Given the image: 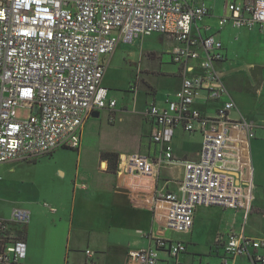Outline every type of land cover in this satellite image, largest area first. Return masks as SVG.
Returning a JSON list of instances; mask_svg holds the SVG:
<instances>
[{
  "label": "built area",
  "instance_id": "built-area-1",
  "mask_svg": "<svg viewBox=\"0 0 264 264\" xmlns=\"http://www.w3.org/2000/svg\"><path fill=\"white\" fill-rule=\"evenodd\" d=\"M228 9L230 14L220 19L222 26L264 31V0H238ZM208 13L206 5L190 6L185 0H0V164L35 160L58 148L79 150L82 129L92 114L117 106L103 86L106 57L121 41L161 32L178 42L171 56L180 66L182 85L167 107L153 103L147 110L155 122L151 138L161 144L160 155H123L118 173L136 174L155 184L161 169L176 162L175 129L200 131L198 158L181 161L184 174L178 190L156 188V207L166 204V227L190 232L198 206L241 209L248 216L254 183L247 150L259 127L243 116H231L236 107L232 99L224 100L214 115L196 107L201 89L210 100L229 94L216 69L225 58L223 43L214 35L192 34L196 21ZM199 47L205 57L194 65ZM18 107L29 108V117L18 119ZM30 219L25 208L0 218V264H23L27 245L13 227H25ZM263 243L264 238L231 233L227 254L217 264H229L242 255L264 264L263 255L250 252ZM164 249L178 256L187 245L157 238L155 246L131 254L128 264H159ZM85 252L88 264H94V251Z\"/></svg>",
  "mask_w": 264,
  "mask_h": 264
},
{
  "label": "crops",
  "instance_id": "crops-1",
  "mask_svg": "<svg viewBox=\"0 0 264 264\" xmlns=\"http://www.w3.org/2000/svg\"><path fill=\"white\" fill-rule=\"evenodd\" d=\"M238 0H185L187 5H206L209 13L196 21L192 34L195 37L214 35L223 43L222 52L225 58L216 64V69L229 94L222 100H210L206 89H201L196 107L205 115H214L222 106L224 100L232 99L236 107L231 112L233 118L243 116L256 124L259 128L257 136L248 146V156L253 168L254 199L252 210L248 216L241 209L225 208L222 206H198L194 214V226L190 232L178 233L165 225V203L155 200L158 187L168 190H178L179 182L184 174L183 160H195L202 145L200 131L188 132L183 127L175 129L173 140L176 162L161 169L158 181L152 183L136 174L118 173L120 159L129 152L105 151L97 152V163L94 162L98 177L92 178L80 168L77 173L68 171L62 166L63 173L70 181L68 193L65 196L62 188L51 185L55 182L51 173L47 185L43 183V176L28 167L38 166L45 158L54 160L67 153H76L78 157L84 154V130L93 115L86 121L82 129V143L79 150L58 148L51 154L35 160L15 159L0 164V218H9L15 208H25L31 213L30 222L24 229V240L27 245V255L23 264H88L90 260L85 250L94 251V264L122 260L128 264L130 255L149 246H155L157 238L165 240H181L187 245V250L178 256H172L168 249L160 251L159 264H217L227 254L226 242L231 233H244L247 237L264 238V31L260 28H235L232 25L220 24L223 16H228L229 3ZM136 37L132 41H121L116 50L106 57V71L103 78H107L108 65L121 57L120 47L126 50L120 53L123 65L132 68L136 66L140 74L149 80H143L148 88L146 107L143 120L148 131L145 151L140 152L149 156L161 153V144L151 138V131L155 124L149 117L147 110L153 103L159 107H167L168 100L175 97L181 88L182 75L180 66L174 63L171 51L166 53L170 59L163 62V54H157L153 48L141 45L150 60L160 59L158 68H143L137 65V59L143 54L136 50L139 42L146 38ZM165 52V51H164ZM200 57L193 61L200 64L205 57V51L199 47ZM156 53L158 58H152ZM155 55V57H156ZM168 64V66H167ZM227 80V81H226ZM133 82V81H132ZM138 81H134L131 89L135 91ZM149 89L154 90L152 93ZM118 106V101H117ZM117 106L112 111L117 114ZM100 110V115H101ZM200 135L196 147H190L186 138ZM185 141V142H184ZM185 143V145H181ZM105 152L119 153L116 171L109 170V163L103 157ZM237 175V174H235ZM86 232L85 243L77 240L79 231ZM76 230H78L76 232ZM76 232V234H75ZM96 232H105L107 239L103 247L95 242ZM204 232L209 241L203 239ZM93 233V234H92ZM93 238V242L91 241ZM115 250L114 258H108V253ZM253 255L264 256V243L258 248H250ZM229 264H255L249 255L238 256Z\"/></svg>",
  "mask_w": 264,
  "mask_h": 264
},
{
  "label": "rangeland",
  "instance_id": "rangeland-1",
  "mask_svg": "<svg viewBox=\"0 0 264 264\" xmlns=\"http://www.w3.org/2000/svg\"><path fill=\"white\" fill-rule=\"evenodd\" d=\"M176 43L177 41L175 39L161 32H156L147 36L142 41V44L140 41L137 46L136 50L141 51L143 54L140 59H137V65L143 68H158L160 66V59H148L141 45L144 44L146 47L153 48L157 54H163L162 59L165 63L170 59L166 51L177 45ZM120 49V53L126 50L125 47H120ZM120 53L118 55L121 57L108 65L107 78L104 79V85L110 89V95L118 101L117 114L115 111L110 114L109 111L102 110L99 117L91 118L84 130L83 157H78L76 153H67V155H62L60 158L54 160L45 158L38 166L28 167L29 170L41 174L43 176L42 181L46 185L49 183L47 177L51 173H54L55 175L52 176L55 182H51V185L56 186L58 189L62 188L65 196L70 194V191L68 193L69 189L67 187V185L70 187V181L63 173L62 166L74 174L77 173L76 171H78V169L82 168L84 169L83 171H87V174L94 179L98 177L94 164V162L97 163L98 151L109 150L129 153L145 151L146 139L144 135L147 133L148 128L144 125L142 112L146 107L147 100L150 101V97L148 96L151 95H148V88L143 80L149 79L147 76H142L136 66L133 65L132 68H129L123 65V57ZM156 53H151L150 56L152 58H158L159 56L156 55ZM135 80L138 81L139 84L134 91L130 87ZM228 82V85H230L231 79L227 82L224 81L225 84ZM149 90L152 93L154 92V90ZM30 114L31 110L27 107H18L16 109V117L18 119H25L29 117ZM200 139L199 134H196L195 137L186 138L191 145L190 147H196ZM181 145L183 146L185 143ZM77 231L78 230H76V232ZM86 235L83 229L79 231L77 237L79 243H85ZM95 236V242L103 247L107 239L106 233L96 232ZM203 239L205 242L209 241L206 232H204ZM91 241L93 242V238H91ZM116 253L117 252L113 250L111 253H108L107 257L112 259L115 257L113 255H116ZM102 263L122 264V260L119 259L117 261L107 262L102 259Z\"/></svg>",
  "mask_w": 264,
  "mask_h": 264
},
{
  "label": "trees",
  "instance_id": "trees-1",
  "mask_svg": "<svg viewBox=\"0 0 264 264\" xmlns=\"http://www.w3.org/2000/svg\"><path fill=\"white\" fill-rule=\"evenodd\" d=\"M104 159L108 161L109 163V170L111 171H116L117 169V163H118V158L119 155L118 153L115 152H105L103 155ZM13 230L16 232V234L20 235V236H24V229L23 228H17V227H13Z\"/></svg>",
  "mask_w": 264,
  "mask_h": 264
},
{
  "label": "water",
  "instance_id": "water-1",
  "mask_svg": "<svg viewBox=\"0 0 264 264\" xmlns=\"http://www.w3.org/2000/svg\"><path fill=\"white\" fill-rule=\"evenodd\" d=\"M92 115H93V117H99L100 116V111H95Z\"/></svg>",
  "mask_w": 264,
  "mask_h": 264
}]
</instances>
